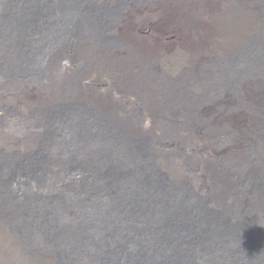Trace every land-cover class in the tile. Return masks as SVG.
<instances>
[{"label": "bare ground", "instance_id": "bare-ground-1", "mask_svg": "<svg viewBox=\"0 0 264 264\" xmlns=\"http://www.w3.org/2000/svg\"><path fill=\"white\" fill-rule=\"evenodd\" d=\"M141 1L147 2L0 0V88L8 92L17 85L25 92L27 86H34L32 89L40 95L44 93L46 96L43 97L49 99L46 108H39V112L33 109L32 104L28 120L16 123L5 118L8 115L6 112L12 110L3 100V91L0 90V109L4 113L0 118L7 120L0 122L11 133L10 143L0 146V225H19L18 232L21 234L18 244L8 235L0 234V247L5 250H1V257L13 253V256H18L21 249L27 251L32 248L49 254V247L53 246L50 240L53 239L61 244L65 254L73 256L60 264H264V159L253 162L251 153L252 142L264 131V123L254 117L255 106L241 99L244 85L257 84L255 78L264 82V61L252 56L255 51L264 53V45L250 40L240 52H234L226 59L213 60L214 65L209 60L207 68L196 69L200 81L189 89L182 82L184 80H171V85H164L163 71L154 69L152 65L156 61L138 51V42L134 41L135 15L126 18L124 26H119V21L124 20V12L132 6L129 3ZM194 17L190 16L191 22L195 21ZM97 49L121 55L124 64L120 62L118 66ZM71 50L83 60L85 70L82 74L69 71V65L75 62L61 61L63 53L69 56ZM199 50L201 52L202 49ZM93 53H96L99 65L106 60L110 62L108 65L120 69L118 74L129 75L122 82V86L129 84L122 100L126 102V98L133 96V104L127 103L125 107L119 100H114L111 95L116 89L114 86L106 88L98 97L87 92L89 85L84 80L90 82L93 76L87 75L91 67L85 63L91 66L87 58ZM114 68L108 82L118 77ZM9 77L14 81L9 82ZM43 81H57L54 86L59 84L66 91L61 94L57 89L53 93ZM73 86L74 89L69 92ZM119 90L112 93L118 91L120 94ZM224 92L231 97L230 106L222 97ZM219 99L218 113L224 119H233L231 114L238 115L236 120L239 124L235 121L231 123L230 119L224 124H216L214 114L217 110L210 113L207 110ZM82 103L97 108L94 110ZM111 106L114 109L118 106V114L110 109ZM130 106L141 115L134 117V112L133 116L129 111ZM161 109H171L176 115L170 140L171 145L179 144L177 153L173 148H166L167 136L161 135L166 125L165 121L158 119ZM208 114L212 121L205 118ZM146 117L152 124L147 130L144 128ZM245 121L247 125H244ZM35 127H48L50 132L47 133H53L54 139L40 142L38 133L31 135ZM183 127L188 128V136L182 135L185 131ZM252 129L260 133L252 135L251 144H242L248 137L246 133ZM59 131L63 136L66 134L67 149L57 138ZM212 133L216 134V140L212 139ZM144 135L148 138H141ZM31 136L35 142L30 140ZM183 138L192 139V143L184 145ZM20 140L27 142L26 148L19 145ZM53 142V155L47 156L45 152L50 150ZM26 149L38 150L40 154L25 155L26 151H22ZM128 149L132 153H128ZM193 150L200 152V159L199 164L188 169L189 178L192 173L194 179V191L189 188L187 191L190 195H197L200 203L196 209L199 214L190 213V205L186 201L179 205L180 198L179 206L175 208L177 225L187 231V239L183 237V232L173 231L169 239L161 235L149 241V230H161L167 215L174 212L167 202L177 199L168 183L172 180L185 185L181 181L185 179L180 163ZM55 155L61 171H64L70 157L75 159L73 175L79 177L77 181L83 173L93 170L105 186L102 189L82 187L83 195L75 204L61 207L48 205L44 198L45 188L52 192L49 185L52 172H59L50 168ZM18 156H30L29 160L37 170L35 175L39 185L31 186L35 190L26 191L28 181L22 177L24 166L15 160L20 159ZM168 161L172 167H168ZM215 161L221 163V175L217 181L220 189L214 180V173L219 171L215 169ZM255 166L260 168L256 178L239 180L244 173H251ZM171 168L175 176L168 173L172 172ZM53 182L61 187L57 178L54 177ZM40 186L42 188L38 189ZM62 186L71 188L66 181L62 182ZM178 187L177 184L176 189ZM183 188L186 190V186ZM75 192L80 193L78 189ZM227 194H232L234 204H225L221 209L219 207L227 200ZM153 196L156 205L147 206V199ZM208 199L214 202L215 207ZM28 210L38 215L26 216ZM201 219L208 221H203L202 226ZM86 222L92 224L87 227L97 229L99 237L87 236ZM114 222L121 228L119 232ZM174 240L175 243H172ZM181 243L187 246L184 248L179 245ZM19 257L25 259L22 253Z\"/></svg>", "mask_w": 264, "mask_h": 264}, {"label": "rangeland", "instance_id": "rangeland-1", "mask_svg": "<svg viewBox=\"0 0 264 264\" xmlns=\"http://www.w3.org/2000/svg\"><path fill=\"white\" fill-rule=\"evenodd\" d=\"M129 4L132 5L131 7L129 5L131 9L129 8L126 12H124L123 14L124 20L119 21V26L120 24L124 26L125 23L127 22L126 18L128 17L130 18L135 15L134 30L136 32V36L134 37V41L138 42V48H139L138 51H140V54L143 53L144 57L149 58V59H154L156 61L152 65L154 69L160 68V70L163 71L162 76H164V79H162V83L164 85H171L172 83L169 84L171 80H174L176 82L179 80H184L182 82L185 84V87L189 89L190 86H193V85L196 86L197 83L200 81V75L198 74L199 72L196 71V69L198 67L207 68L209 66V60L211 62V65H214L213 60L217 58L226 59L229 56H231L234 52H240L242 48L249 43L250 40H252L254 43L258 41L260 42V45H264V38H263L264 37V0H237V1L236 0H147V2L146 1L130 2ZM191 15L195 16L194 22L190 21ZM76 43L77 42H74V44ZM192 45H195V46H192ZM199 49H202L201 52ZM96 51H99L105 56L111 58V60L114 63H117L118 66H120V62L121 64H124L125 62L124 58L121 55L107 53L100 49H97ZM70 52H71V55L69 56L63 53L61 61L63 63L68 62L69 64L72 62H75L73 65H69L68 67L69 71H72L77 74H82L83 71L85 70L84 63H82L83 61L82 58H80L79 56H76L78 53L76 54L72 50ZM252 56L255 59H260L264 61V53L255 51V54ZM67 57H71V59H66ZM119 59H122V60H119ZM87 60L91 62V66H90V63L88 62L85 63L87 66L91 67L87 75L93 76V78L90 79V82L89 80H84L85 84L89 85V86L87 85L88 86L87 92L89 94H92L93 97L102 96L101 93L105 92L106 88L114 86L116 88L114 91L119 90L121 88L124 89L123 91L119 90L120 94L118 93V91L117 93H112L114 91L111 92L112 98L114 97L113 98L114 100H119V103L123 104V106L125 107L128 106L129 104H133V102L135 101V97L133 96L126 98L125 99L127 100L126 102H123L122 100V94H124L125 90H127L129 87V84H124L122 86V82L125 81L124 79L126 78V76H129L127 73L125 76L123 74L122 75L118 74V73H121L120 69L114 68L110 64L108 65L109 61L105 62L106 60L102 61L103 65L102 64L99 65L96 59V53H93L90 56V58H87ZM128 66H129V63H127V69L129 70L130 67ZM113 68L115 69L114 72L118 75V77L108 82L109 79L111 78V70H113ZM213 73L215 74V72L212 70V74ZM120 75H121V78H120ZM255 79H256L255 81H257V84H253V85L249 84L248 89H247L248 87L247 85L243 86L244 89L242 87L241 99L243 101H249L255 106L256 114H254V117L257 119H262V122L264 123V94H263L264 93V90H263L264 82L261 83L259 79L257 78ZM8 80L9 82L14 81L12 77H9ZM70 80H71V76H70ZM71 81L75 84L73 80ZM56 82L48 81L47 83L45 82L44 83H45V86L49 88L50 91L53 93L57 89H59L58 91L61 94L65 93L66 90L64 91V88L63 87L61 88L59 84H57V86H54ZM22 86H27V85H22ZM53 86L55 89L53 88ZM74 87L75 86H73L69 90V92H71L74 89ZM32 88H35V87L33 86ZM32 88L31 86H27V89L25 92L21 91L20 86H17V85L10 88L8 92L4 91V89L1 90L0 88L1 92L3 91V94L4 92H6L5 95L2 94L3 100L5 101V103H7V106L9 105V107H11V110L14 111V112L12 111L6 112L8 114L7 116H5L7 120H12V122L15 121L16 123H19V122L21 123V121L28 120L30 116V111H31L29 108L32 107V104H33V109L38 112L40 111L39 108L41 109L46 108V105H47L46 103H47V100L49 99L43 97V96H46L44 93L40 95L39 94L40 92L38 93L37 90L32 89ZM84 91H86V89ZM247 94L249 95V97ZM219 95H222V93ZM107 97H109V95H107ZM222 97L223 99H227V105L230 106L231 105L230 95L224 92ZM2 98H0V102H2ZM237 101L238 100H235V102ZM220 103H221V99H219L217 102L214 103L217 106L214 104H211L210 109L207 110L208 113H210L213 110H217L216 114H214L215 115L214 119H215L216 124H224L225 121H229V119L231 123H233L234 121H235L234 123H237L236 119L238 118V115L234 116V114H231L233 116V119H234L233 120L232 118L224 119L218 113V110H219L218 105ZM84 106L88 108H94V110H96L95 108H97V106L92 107V106L85 105V104ZM132 107L133 106H130V109H129L130 112L132 111L131 114L134 112L135 116L133 114L132 115L134 117H139L141 113H139L138 110L135 111ZM110 109L116 114H118V106L115 109L113 106H111ZM260 110H263V111H260ZM106 111H108V109H106ZM1 114H4L2 109H0V115ZM202 114L205 115L203 112ZM39 117H40V113H39ZM146 118L147 119L144 122L145 123L144 128L147 130L152 126V124L150 122V119L148 117ZM175 118H176V115L171 109H161L158 113V119L160 121L166 122V125L164 127V132L161 133V135L165 134L167 136L166 148H168L169 150L173 148V150L176 151L175 153H177L180 150L179 144L174 143L173 145H171L172 140H170L171 139L170 137L173 133L172 131L174 130L173 124L175 123L174 122ZM205 118L210 119L212 121V119L209 117V114H208V117H205ZM0 121L5 122L4 119H1V118H0ZM146 121L149 123H147ZM251 121H253V119ZM244 123H243L244 125H247V121H245ZM4 127L5 125H2V123L0 122V146L10 143L9 139H10L11 133L8 132V130H5ZM183 128L185 129V131L182 133V135L188 136L190 134L188 128H185V127ZM263 128H264V125H263ZM34 130L35 132L32 133L31 135H35L38 133L37 139L40 142H43V141L48 142L54 139L53 133L52 134L47 133L48 131L50 132L48 127L44 129L35 127ZM259 133L260 132L258 130H253V129L249 130L248 133H246V136L248 137L244 138L245 141L242 144H245L247 142L251 144L250 139L252 135L256 134L257 136ZM65 135L66 134H64L63 136L61 131L57 132V138L59 142H61L65 146V149H67V147L69 146L65 144V141L67 139ZM214 135H215V138H214ZM236 135H237V131H236ZM211 136H212V139L214 140L217 139L216 134L212 133ZM27 137L25 138L26 141H27ZM141 138L146 139L148 138V136L144 135ZM25 140L19 141V145L24 148H26L25 144L27 143ZM30 140L34 141L32 136L30 137ZM191 140L192 139L183 138L182 143L184 142V145L190 144L192 143ZM12 141H13V138H12ZM12 141H11V145H12ZM53 146H54V142L52 143L50 150L48 152H45L47 156L53 155ZM176 146H178V148H176ZM239 147L242 148L241 145H239ZM251 149L253 150L251 151L249 148V150L252 153L253 162L254 161L257 162L258 159H264V131L261 133L258 139L252 142ZM254 149H255V152H258L257 156L254 152ZM38 150L32 151L30 149H26L22 152L24 153L26 151L25 155L34 153V152L40 154ZM128 153H132V151L128 149ZM199 155H200V152L196 150L189 151L188 154L184 157L183 162L180 163L183 166V167L181 166V168H182V173L184 174V179H185V181L184 180H181V181H183L185 185H183V183L181 182L178 183V182H173L172 180H169L168 184L172 188L175 194L174 197L177 199V201L173 200L172 202H167V203L172 206V210L174 212L171 211V213L167 215L165 222H164V227L161 230L156 229V228H152L149 230L148 237H147L149 241L155 240L161 235H163L165 238L168 237L169 239V235L173 231L183 232L184 233L183 237L187 239V236H186L187 231L184 228L177 225V222H176L177 213H176L175 208L181 205L182 202L186 201L187 204L190 205V213H192L193 215L196 213L199 214L197 212L198 209H196V207L199 208V203H200V201L197 198V195L195 193L190 195V193H188L187 191L188 188L191 191H194L192 188V183L194 182V179L192 177V173H191V177L189 178L190 171L188 169L199 164V159H200ZM34 156H37V155H34ZM19 158L20 159L16 158L15 160L20 162L24 166L21 169V172H23L22 177H24V180L28 181L27 184L25 185L26 191L35 190L31 188V186L39 185L37 183V177L35 175L37 174V170L31 164L29 160L30 156L28 157L20 156ZM22 162H28V164H25ZM74 165H75V159L70 157V159L67 160V165L64 171H61L59 169L58 157L56 156L52 159V164L50 165V168L58 169L59 172H52L51 180L49 182V185L52 188V192H48L47 189L45 188L46 191L44 192L45 193L44 198L48 205H55V206L61 207L64 204H75L79 202L80 196L83 195L82 190H81L82 187L84 189H89V187H92V188L98 187L102 189V187L105 186L102 181L97 179V176L95 175L93 170L88 173H83L80 181H77V178L79 177H76L75 175H73L74 170H75V168L73 167ZM167 165L168 167H172L170 161L167 162ZM214 166L216 170H219L217 173H214V177H215L214 180H215L217 187L220 189V186L217 184V181L221 175V163H219L218 161H215ZM173 167H175V165ZM171 170L172 172L170 171L168 172L167 170L166 172H168L172 176H175L173 172L174 171L173 168H171ZM258 170H260V168L255 166L252 169L253 173L252 172L246 173V174L244 173L242 177H239V180L248 181L249 178L250 179L256 178L258 176L257 174ZM54 177L57 178L61 182L60 188L54 184L53 182ZM31 178H36V179H31ZM63 181L70 183L71 188L63 187L62 186ZM177 184L179 185V187L176 189ZM184 186H186V190L183 188ZM41 188H42L41 186L38 187V189H41ZM76 189L80 191L79 194H76L75 192ZM210 190L209 192H211ZM200 192H202V189H200ZM227 197L229 198V201L227 198V200L221 205L223 207L219 205L220 206L219 208L221 209L224 208L225 204H234V200H231L232 194H227ZM71 198H73L74 200H71ZM153 198H155V196L147 199L146 201L147 206L156 205L154 203ZM179 198H180V202L178 205ZM244 199L245 198H243L242 200ZM41 201L38 202L37 208L39 207V204ZM209 201H210V204L213 205L214 202H212L211 200ZM30 211L29 213L26 214V216L28 215L37 216L38 215L37 213H34L32 211L30 212ZM203 221H208V220L201 219L202 226H203ZM85 225L87 227L88 225H92V224L90 223L87 224L86 222ZM114 225H115L117 232H119L121 228L115 222H114ZM18 229H20L19 225H16L15 227H9V226L5 227V226L0 225V234L8 235L10 239H12L13 242L18 244L21 241L20 240L21 234H19ZM70 233H72V229L70 230ZM87 234H88L87 236H89L90 234V235H94V236L96 235L99 237L97 229H91L87 227ZM50 241L53 246L49 247V254L40 253L37 248H32L31 250L28 249L27 251H23V249H21L22 257L25 258L24 260L19 257L21 253H19L18 256H13L14 255L13 253L12 255L8 254V257L7 255H3V257H1L2 251H5V250L2 247H0V251L2 250L0 252V258H2V260H0L1 261L0 264H48L47 262H50L49 264H60V262L62 261H68L67 257H73L72 255L65 254L61 250L60 248L61 244L59 242L53 239ZM172 243H175V240L172 241ZM179 245L184 246V248L185 246H187V244H182V243Z\"/></svg>", "mask_w": 264, "mask_h": 264}]
</instances>
